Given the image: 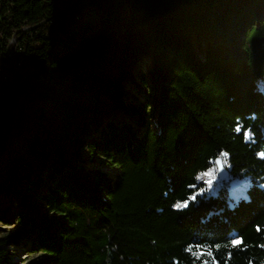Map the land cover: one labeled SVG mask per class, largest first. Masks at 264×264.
Instances as JSON below:
<instances>
[{"label": "trees", "instance_id": "1", "mask_svg": "<svg viewBox=\"0 0 264 264\" xmlns=\"http://www.w3.org/2000/svg\"><path fill=\"white\" fill-rule=\"evenodd\" d=\"M13 32L0 222L27 254L264 264V0H0V53ZM218 160L228 180L200 194ZM7 243L0 264H14Z\"/></svg>", "mask_w": 264, "mask_h": 264}, {"label": "rangeland", "instance_id": "2", "mask_svg": "<svg viewBox=\"0 0 264 264\" xmlns=\"http://www.w3.org/2000/svg\"><path fill=\"white\" fill-rule=\"evenodd\" d=\"M9 58V56H5ZM148 60L143 62V67L147 68ZM135 86L143 87L140 80L134 77ZM148 81V80H147ZM129 91L132 95H136V89L132 86H128ZM85 156V152H82V157ZM95 166V165H94ZM97 166V165H96ZM89 168V167H88ZM91 168V167H90ZM100 169L105 172L107 175L112 174L111 170H108L106 167L102 166ZM199 183L202 185L198 192L200 194L214 195L217 193V188L220 185L218 173L217 176L214 174L213 170H208L197 175ZM245 184L244 179L236 180L235 183L230 184L227 187L229 196L233 197L236 201L239 200V197L245 198V191L241 189V186ZM18 228L14 226H9L0 222V238L7 239L8 243L4 246L10 254V261L14 264H38L41 259L40 255H29L25 252L24 244L22 239L19 236L14 237L15 233L19 234Z\"/></svg>", "mask_w": 264, "mask_h": 264}, {"label": "built area", "instance_id": "3", "mask_svg": "<svg viewBox=\"0 0 264 264\" xmlns=\"http://www.w3.org/2000/svg\"><path fill=\"white\" fill-rule=\"evenodd\" d=\"M28 30L23 29V33L27 32ZM16 34H14V32L12 33V35H10L11 37L9 39L6 40V42L3 43L4 45V49L1 51L0 53V58L1 57H5V56H9V58H7L9 61H11L12 63H14L13 61L18 57L20 58L22 53L21 51H19V49H15L16 47ZM14 66V64H13ZM12 66V67H13Z\"/></svg>", "mask_w": 264, "mask_h": 264}, {"label": "water", "instance_id": "4", "mask_svg": "<svg viewBox=\"0 0 264 264\" xmlns=\"http://www.w3.org/2000/svg\"><path fill=\"white\" fill-rule=\"evenodd\" d=\"M28 30H30V29H28ZM218 161H219V163H216L218 178H219V182L223 183V182H226L228 180V173L223 168L221 160H218Z\"/></svg>", "mask_w": 264, "mask_h": 264}, {"label": "snow or ice", "instance_id": "5", "mask_svg": "<svg viewBox=\"0 0 264 264\" xmlns=\"http://www.w3.org/2000/svg\"><path fill=\"white\" fill-rule=\"evenodd\" d=\"M223 155V154H222ZM217 163H219V161H217ZM193 199H195V197H193ZM176 207L177 208H187L188 207V203L187 202H185V203H177L176 204ZM232 243L233 244H239L240 243V241L239 240H233L232 241Z\"/></svg>", "mask_w": 264, "mask_h": 264}, {"label": "bare ground", "instance_id": "6", "mask_svg": "<svg viewBox=\"0 0 264 264\" xmlns=\"http://www.w3.org/2000/svg\"><path fill=\"white\" fill-rule=\"evenodd\" d=\"M147 67H150V63L149 62H147Z\"/></svg>", "mask_w": 264, "mask_h": 264}]
</instances>
